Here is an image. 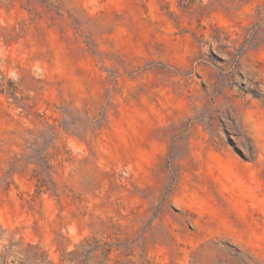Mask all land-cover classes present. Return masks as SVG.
Segmentation results:
<instances>
[{"label": "rangeland", "instance_id": "374dc122", "mask_svg": "<svg viewBox=\"0 0 264 264\" xmlns=\"http://www.w3.org/2000/svg\"><path fill=\"white\" fill-rule=\"evenodd\" d=\"M0 264H264V0H0Z\"/></svg>", "mask_w": 264, "mask_h": 264}]
</instances>
